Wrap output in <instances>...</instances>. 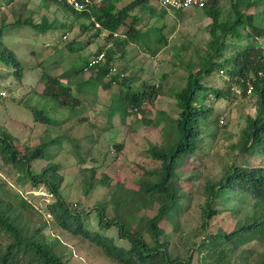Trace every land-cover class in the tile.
I'll list each match as a JSON object with an SVG mask.
<instances>
[{"label": "rangeland", "instance_id": "rangeland-1", "mask_svg": "<svg viewBox=\"0 0 264 264\" xmlns=\"http://www.w3.org/2000/svg\"><path fill=\"white\" fill-rule=\"evenodd\" d=\"M112 1L115 8L119 9L130 0ZM219 2L224 16L228 11V2ZM238 9L247 14L260 13L263 6L252 0H239ZM143 12L140 25L147 27V42L128 45L125 49L126 61L116 64V70L132 80L129 85L131 90L138 89L140 81L158 85L159 98L153 104L141 107L145 112L144 117L154 122L157 112L163 111L171 119L175 116V106L170 93L183 86L188 71L194 73L199 68L198 56L205 52L210 20L203 17L200 10L177 13L153 4L143 8ZM25 18L33 24L44 21L47 29L44 33L26 26L4 29L2 42L19 60L21 77L14 78L8 67L0 65V130L5 129L12 135L15 149L21 154L26 147H34L60 136L59 145L51 144L47 152L48 162L58 166L57 173L62 178L59 186L61 198L68 206L84 210L86 216L81 222L85 230L97 231L112 238L115 246L127 248L126 242L117 238L115 228L106 231L97 228L93 208L97 201L108 200L114 185L135 191L137 181L143 176L141 170L158 168L159 162L150 159L146 150L150 145L160 146L165 140L167 122L161 120L155 128L146 126L138 122V117L133 113L127 115L124 123H121L118 110L107 114L110 96L118 90L116 85H111L108 90L94 88L90 84L92 76L89 72L74 78L59 76L63 72L78 69L81 66L79 61L82 58L88 59L97 48L111 45L101 35L78 50L85 45L87 36L91 34L88 32L81 35L78 31L79 24L87 25V21L79 19L73 22L72 16L61 12L59 6L43 5L41 0H0V25L6 26L8 22L11 24L14 20ZM255 23L264 27V15L257 16ZM152 28L159 29L166 45H162L161 41L155 42L158 39L153 35L159 36V33H154ZM62 34L64 39L60 37ZM69 42L72 45L70 50L66 47ZM249 42L250 39L234 43L228 40L223 55L227 57L228 52L242 49ZM255 46H261L264 51L262 40L258 39ZM42 72L59 78L62 86L70 85L71 95L79 101L74 114L69 110L58 109L50 100L39 97L43 90V82L40 80ZM225 79L227 77L224 75L217 74L207 77L203 83L206 88L220 89ZM82 81H85L84 85L80 86L78 83ZM25 105L44 111L50 119L62 122V126L58 129L52 125L33 123L31 114L24 109ZM200 106L209 110L208 129L200 127L201 135L196 150L175 171L184 193L178 215V229L173 233L166 218L159 223L170 242L169 255L173 258L185 257L189 251L192 255L191 264H197L196 259H201L205 253L203 249H200V253L196 251L205 235L213 234L218 228L225 232L231 231L236 222L242 221L250 210V203L244 194L234 192L218 196L213 206L220 213L208 221L206 232H203L199 228L203 202L200 192L205 181L218 180L224 167L231 162L248 168L264 167L263 157L240 155L231 148L244 127V118L254 115V96L247 94L230 100L208 96ZM75 113L86 121L75 123ZM89 122L97 129L90 127ZM98 128L107 130L101 133ZM202 132L211 133L212 137ZM89 135L94 139L93 142L85 139ZM74 138L78 139L80 146L77 157L69 141ZM116 144L121 147L117 149ZM46 164V161H37L32 164V168L39 172ZM80 169H92L94 179H104L110 188L96 185L86 196L82 195L81 180L78 177ZM20 176L12 167L3 165L0 159V196L12 203H16L19 198L26 201L30 208V218L37 223L36 226L41 227L43 236L49 241L57 240L65 248L63 260L68 264H117L88 239L61 229L47 209L53 202L52 196L41 187L33 188L27 182L20 184ZM112 213L108 205L105 214L111 217ZM153 214L152 208H132L125 216V229L133 231L139 218ZM263 253L264 242L252 241L239 246L227 261L228 264H253L255 257Z\"/></svg>", "mask_w": 264, "mask_h": 264}, {"label": "trees", "instance_id": "trees-1", "mask_svg": "<svg viewBox=\"0 0 264 264\" xmlns=\"http://www.w3.org/2000/svg\"><path fill=\"white\" fill-rule=\"evenodd\" d=\"M78 1L82 5L81 11L74 10L65 1L41 0L43 5L59 6L61 12L72 16L73 22L79 19L87 21V25L79 24L78 31L81 35L88 32L91 34L87 36L85 45L80 46L78 50L88 46L101 35H104L105 42L111 45L97 48L88 59L82 58L79 61L81 66L78 69L71 68L72 70L63 72L59 76L74 78L89 72L92 76L90 84L94 88L108 90L111 85H116L118 90L110 96L107 114L118 110L121 123H124L127 115L134 113L138 117V122L146 126L155 128L161 120L168 125V133L160 146L150 145L146 150L150 159L159 162L158 168L141 170L143 176L137 181L135 191L114 185L108 200L97 201L93 208L97 228L100 231L115 228L117 238L124 240L127 248L115 246L112 238H107L97 231L85 230L81 222L86 216L84 210L68 206L61 198L59 186L62 178L57 173L58 166L48 162L49 152H47L51 144L59 145L60 136L43 141L34 147H26L21 154L15 149L12 135L2 129L0 159L3 165L12 167L21 175L18 179L20 184L27 182L33 188L41 187L52 196L53 202L47 206V209L61 229L88 239L100 247L104 255L115 263L191 264L192 255L189 251L185 257L173 258L169 255L170 242L159 227V223L166 218L173 233L178 229V215L184 193L180 189L175 171L196 150L198 137L201 135L200 127L208 129L209 110L200 106L202 101L208 96L228 100L245 97L247 85H250L251 95L255 98L254 115L244 118V127L240 130L237 142L231 148L240 155L264 158V51L261 46H255L258 39L264 42V27L255 23L257 16L264 15V0H252L255 4H261L263 9L260 13L251 14L239 11V0H227L226 16H223L220 0H209L205 3L200 9V14L210 20L207 30L209 39L205 52L198 56L199 68L194 73L188 71L183 86L170 93L174 100L175 116L169 119L165 112L158 111L154 122L144 117L145 112L141 107L153 104L159 98V86L140 81L139 88L131 90L129 85L132 80L123 73L117 72L116 64H123L126 61L125 49L128 45H135L139 41L146 44L147 27L144 24L140 25L143 8L151 4L158 7L159 0H130L119 9L115 8L112 0H90L88 4L83 0ZM94 24H97V27ZM3 26L0 25V65L8 67L11 75L20 79L21 64L15 54L5 48L2 42L4 29L26 26L38 33H44L47 28L44 21L33 24L28 18L17 19ZM152 31L159 33V36L153 35L158 39L155 42L161 41L162 45H166V40L159 29L152 28ZM60 37L65 38L64 34ZM226 39L233 43L243 39H250V42L242 49L228 52L229 55L225 57L223 53L228 46ZM66 47L70 50L71 42L67 43ZM100 54L102 57L98 59ZM91 61L93 63L88 66ZM217 74L227 77L223 80L222 87L206 88L203 80ZM40 80L43 82V90L39 93V97L50 100V103L58 109L69 110L74 114L79 101L71 95L70 85L62 86L59 78L44 72ZM84 82L78 84L81 86ZM24 109L31 114L35 124L52 125L58 129L60 125L62 126V122L50 119L42 110H36L28 105H25ZM73 116L75 123L86 121L77 113ZM89 125L97 129L90 122ZM98 130L102 133L107 128H98ZM202 133L212 137L211 133ZM63 136L66 137L64 134ZM85 139L89 142L94 141L90 135L85 136ZM69 141L77 157L80 151L77 143L79 141L75 138ZM116 145L117 149L121 147L120 144ZM41 160L46 161L47 164L39 172L35 171L32 164ZM93 173L92 169L78 170L81 192L84 196L96 185L110 188L104 179L95 180ZM234 192L244 194L250 203L249 213L242 221L236 222L231 231L225 232L218 228L213 234L205 235L196 250L200 253V249H203L205 253L201 255L203 256L201 259H196L197 264H228V258L236 253L239 246L252 241L264 242V167L248 168L231 162L224 167L218 180L205 181L200 192L203 202L199 228L206 232L208 221L220 213V210L213 206L217 197ZM108 205L113 210L111 217L105 214ZM132 208H152L154 214L139 218L134 230L128 231L125 229V216ZM29 211L30 208L25 200L19 198L16 203H12L3 200L0 196V264H68L62 258L65 248L57 240L49 241L43 236L41 227L36 226L37 223L30 218ZM253 264H264V253L257 255Z\"/></svg>", "mask_w": 264, "mask_h": 264}, {"label": "built area", "instance_id": "built-area-1", "mask_svg": "<svg viewBox=\"0 0 264 264\" xmlns=\"http://www.w3.org/2000/svg\"><path fill=\"white\" fill-rule=\"evenodd\" d=\"M57 1H65L66 4L70 5L74 10L81 11L82 5L78 0H57ZM98 1V0H95ZM209 0H159L158 4L161 8L169 11H177V10H200L205 6V3ZM85 4L90 3V0H83ZM97 27V24H94ZM102 55L98 56L100 59ZM93 62L91 61L88 66H90ZM252 87L250 85L246 88V95L250 94ZM219 123L221 124L222 121L220 119Z\"/></svg>", "mask_w": 264, "mask_h": 264}, {"label": "clouds", "instance_id": "clouds-1", "mask_svg": "<svg viewBox=\"0 0 264 264\" xmlns=\"http://www.w3.org/2000/svg\"><path fill=\"white\" fill-rule=\"evenodd\" d=\"M248 86V85H247ZM246 91V90H245ZM252 91V90H251ZM246 94V93H245ZM251 94V93H250Z\"/></svg>", "mask_w": 264, "mask_h": 264}]
</instances>
